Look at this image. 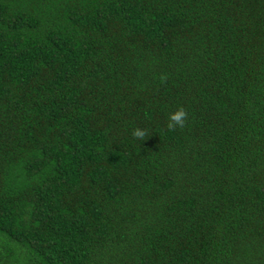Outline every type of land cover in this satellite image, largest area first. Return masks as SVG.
Instances as JSON below:
<instances>
[{"label":"trees","instance_id":"trees-1","mask_svg":"<svg viewBox=\"0 0 264 264\" xmlns=\"http://www.w3.org/2000/svg\"><path fill=\"white\" fill-rule=\"evenodd\" d=\"M0 264H264V0H0Z\"/></svg>","mask_w":264,"mask_h":264},{"label":"clouds","instance_id":"clouds-1","mask_svg":"<svg viewBox=\"0 0 264 264\" xmlns=\"http://www.w3.org/2000/svg\"><path fill=\"white\" fill-rule=\"evenodd\" d=\"M162 83H166L167 76L160 77ZM188 121V112L184 107H179L175 112L170 113L168 116L167 128L169 131H175L177 128L183 129ZM136 139L144 140L148 135L146 130L136 128L132 133Z\"/></svg>","mask_w":264,"mask_h":264}]
</instances>
